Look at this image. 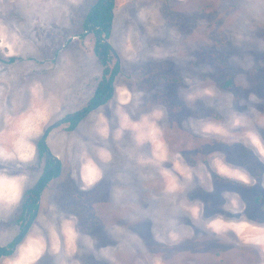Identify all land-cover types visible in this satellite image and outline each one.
I'll list each match as a JSON object with an SVG mask.
<instances>
[{"label":"rangeland","instance_id":"374dc122","mask_svg":"<svg viewBox=\"0 0 264 264\" xmlns=\"http://www.w3.org/2000/svg\"><path fill=\"white\" fill-rule=\"evenodd\" d=\"M95 1L0 0V245L101 77ZM105 40L111 97L45 134L0 264H264V0H114Z\"/></svg>","mask_w":264,"mask_h":264},{"label":"trees","instance_id":"16d2710c","mask_svg":"<svg viewBox=\"0 0 264 264\" xmlns=\"http://www.w3.org/2000/svg\"><path fill=\"white\" fill-rule=\"evenodd\" d=\"M113 7L114 0H96L85 15L84 29L86 31H92L95 35L93 51L96 54L99 62L102 64L103 69L101 77L93 90L92 96L86 103V106L72 113L70 116L67 115L66 121L69 122V129H72L77 124V122L92 108L91 106H96L99 104V101L102 97H104L103 101L111 97L113 91L112 82L119 69L117 59L114 60L113 65L110 67L108 65L109 60H111L112 57H115V54L110 44L105 40V38L109 36L112 25ZM37 150L38 154L46 155V161L42 172L43 174L39 178V189L35 192L32 191V194L29 195L27 199H23L21 204L23 211L26 208H28L29 211H36L39 190L43 188L50 178L56 176L59 172V165L49 168L53 163V159L46 154L48 148L44 142H37ZM28 191L31 192L30 189ZM11 252V243L9 246L0 245V256L8 255Z\"/></svg>","mask_w":264,"mask_h":264},{"label":"flooded vegetation","instance_id":"af4514ba","mask_svg":"<svg viewBox=\"0 0 264 264\" xmlns=\"http://www.w3.org/2000/svg\"><path fill=\"white\" fill-rule=\"evenodd\" d=\"M103 99H104V97H102L101 99H100V101H99V104H97L96 106H91L92 108L89 110V111H91V110H93L94 108H96V107H98L99 105H101V104H103V103H105L109 98H107L105 101H103ZM86 106V105H85ZM84 106V107H85ZM82 109V108H81ZM80 110V109H79ZM78 111V110H77ZM88 111V112H89ZM87 112V113H88ZM86 113V114H87ZM71 114V113H70ZM86 114L77 122V124L86 116ZM67 115H69V114H67ZM66 115V116H67ZM65 117V116H64ZM67 118V117H66ZM66 118L63 120V121H66ZM62 121V122H63ZM66 122H68V121H66ZM59 124V123H58ZM57 124V125H58ZM68 124H69V122H68ZM76 124V125H77ZM56 125V126H57ZM75 125V126H76ZM69 126V125H68ZM75 126L73 127V128H75ZM55 127V126H54ZM72 128V129H73ZM39 141H41L40 139H39ZM38 142V141H37ZM42 142V141H41ZM44 143H45V140H44ZM36 148H37V143H36ZM38 151V150H37ZM51 157V156H50ZM52 159H53V163L51 164V166L54 164V162H55V158L54 157H52ZM57 159H58V157H57ZM56 165H59V160L57 161V163L53 166V167H55ZM49 167V168H53V167ZM43 172V171H42ZM43 173H41V175H42ZM252 174V176H253V179L256 181H258V184H259V190H260V192L257 190V194L256 195H258V200H257V202H260L261 201V203H263L264 202V174H263V177L260 179V177L258 176L259 174H257V172L256 173H251ZM40 175V176H41ZM40 176L38 177V179L35 181V183L37 182V189H35V190H33V187H31L30 188V190H31V192H29V195H31L32 194V191H37L38 189H39V187H38V184H39V178H40ZM53 178V177H52ZM51 179V178H50ZM49 179V180H50ZM48 180V181H49ZM47 181V182H48ZM46 182V183H47ZM257 188V189H258ZM42 189V188H41ZM41 189L39 190V192H38V199H37V206H38V201H39V193H40V191H41ZM26 194V193H25ZM29 195H27L26 194V196L24 197L25 199H27L28 197H29ZM262 196H263V198H262ZM22 206V205H21ZM21 210H22V213H23V217L24 216H26V215H28L29 214V219H28V222L25 224V225H23V227H22V229L20 230V232L23 230V229H25V232H24V234L20 237V239H19V241H18V243L21 241V239H22V237L25 235V233H26V231H27V228H28V223H29V221H30V219H31V217H33L34 215H35V211L34 210H31V211H29V209L28 208H26L24 211H23V208L21 207ZM33 215V216H32ZM252 218H254L255 216H251ZM249 221V220H248ZM250 221H252L253 223H257L256 224V226H259V227H261V225H264V219H261V220H258L259 222H256V221H254V220H251L250 219ZM252 222H250V223H252ZM254 225V224H253ZM20 232L17 234V236L20 234ZM16 236V237H17ZM16 237L14 238V240L16 239ZM14 240H13V242H11V249H12V252H13V248L14 247H16V245L18 244H16V245H14ZM10 244V243H9ZM1 246H9V245H1ZM262 251H264L263 249H261ZM12 252L10 253V254H12ZM10 254H8V255H10ZM8 255H1L0 257H2V256H8Z\"/></svg>","mask_w":264,"mask_h":264},{"label":"water","instance_id":"95a60500","mask_svg":"<svg viewBox=\"0 0 264 264\" xmlns=\"http://www.w3.org/2000/svg\"><path fill=\"white\" fill-rule=\"evenodd\" d=\"M71 114H72V113H71ZM71 114H69L68 116H70ZM66 117H67V116H65V117L59 119L58 121H55V122H53L52 124L48 125V126L46 127V129L44 130L43 135L41 136L40 140H41L42 142H44V136H45V134H46V133H47L52 127L56 126L58 123H60L61 121H63ZM46 154H47L48 156H51V157H54V158H55V162H54V164L51 166V167H53V166L57 163V161H58L57 156L53 155V154H52L50 151H48V150L46 151ZM35 189H37V182H36V183L34 184V186H33V190H35ZM32 216H33V215H32ZM24 232H25V229H23V230L20 232V234L16 237V239L14 240V245H16V244L18 243L20 237L24 234Z\"/></svg>","mask_w":264,"mask_h":264},{"label":"bare ground","instance_id":"6f19581e","mask_svg":"<svg viewBox=\"0 0 264 264\" xmlns=\"http://www.w3.org/2000/svg\"><path fill=\"white\" fill-rule=\"evenodd\" d=\"M20 149H21V148H20ZM25 149H27V148H25ZM22 150H23V148H22ZM25 151H26V150H25ZM27 151H28V149H27ZM23 152H24V151H23ZM23 152H22V153H23ZM25 155H26V154H25ZM168 172H169V171H168ZM170 174H171V173H170ZM6 176H8V175H6ZM174 181H175V180H174ZM4 183H5V182H4ZM6 186H7V185H6ZM7 187H8V186H7ZM9 187H10V186H9ZM2 188H3V186H0V192L2 191V192H4V193H6L7 190H10L9 188H7V189H5V190H4V189L2 190ZM8 192H9V191H8ZM10 192H11V191H10ZM15 194H16V192H15ZM3 195H4V194H3ZM12 195H14V194H12ZM17 196H18V195H17ZM15 198H16V197H15ZM11 202H12V201H11ZM3 204H5V203H3ZM248 230H249V228H248Z\"/></svg>","mask_w":264,"mask_h":264}]
</instances>
